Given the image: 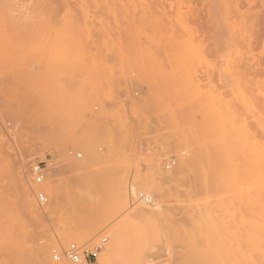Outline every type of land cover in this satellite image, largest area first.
<instances>
[{
  "label": "rangeland",
  "instance_id": "obj_1",
  "mask_svg": "<svg viewBox=\"0 0 264 264\" xmlns=\"http://www.w3.org/2000/svg\"><path fill=\"white\" fill-rule=\"evenodd\" d=\"M66 154L111 178L91 202ZM261 164L264 0H0V264H72L54 259L72 245L93 264H219L228 227L262 224Z\"/></svg>",
  "mask_w": 264,
  "mask_h": 264
},
{
  "label": "bare ground",
  "instance_id": "obj_2",
  "mask_svg": "<svg viewBox=\"0 0 264 264\" xmlns=\"http://www.w3.org/2000/svg\"><path fill=\"white\" fill-rule=\"evenodd\" d=\"M73 139L77 140L79 142L86 141V138H84L83 136H75ZM223 139H225V138L223 137ZM221 142H225V141L222 140ZM88 153H90V152L89 151L87 152V156H89ZM65 156H66V162L70 166L74 167L75 170H77L78 172L79 171L81 172V173L79 172V174H77L78 176H86L87 175V176L96 177V179L91 177L92 180L90 179L88 181H84V180L82 181L81 180V181L71 182V184H70L71 190L73 191V193H76L77 195H79L78 198H80V200L82 202H86V201L91 202L93 200V198L90 196H87V194L90 195L92 192L93 193L95 192L94 194H97L98 192L102 193L104 188L105 187L107 188L109 183H111L112 180L108 175L104 176L106 178H101V175L99 172L96 173V172H91V171L86 170V168L90 167L89 166V160L91 161V159H90L91 156L89 158L86 157L83 160H77V161L74 160L72 157H70L68 154H66ZM259 171L260 172H259L258 177H259V180L261 181V188H260V192H259V188H258V193H259V195L263 196L264 195V164L260 165ZM239 172L240 171L238 169H234L231 172V176L230 177L228 176V177L232 178L233 181L231 183H229V185L231 188H233L235 190L239 189V190L243 191L245 189V187L242 186V184H239L240 180H238L240 178L242 179L243 175H241V172L239 174ZM237 176H240V177H237ZM97 177H98V179H97ZM244 178H245V176H244ZM241 182L242 181H240V183ZM131 188H132V186H131ZM136 189L137 188H132V193L137 195V192H135ZM89 191H91V193H89ZM129 192H131V191H129ZM132 193H131V195H132ZM136 195H134V196L136 197ZM93 196H96V195H93ZM130 198H131V202H132V200L134 201V198H132V197H130ZM243 198H245L244 194H241V197H240L241 202H242ZM104 199L106 200V203L108 202L110 204L109 206H111L113 208H116L118 206L116 204L122 205V203L121 202L118 203V201L122 200L123 204L125 202L127 204L128 201H130V200H128V193L127 192H124L122 194V196H120V197H113V198L105 197ZM101 200H99V202ZM99 204L97 203V207L100 206ZM95 207H96V204H95ZM154 207H156L155 210H161L162 209V205H160V204H156ZM142 212H144V211L138 210L137 212H135L133 214V217L139 219L140 221L142 220L144 222L151 220V218H149L148 216L143 215ZM85 213H88V212L85 211ZM64 215H66V214H64ZM88 215H89V213L86 216H88ZM74 218H75V220L77 219V217H75V216H74ZM261 218H262V224L258 225V227L255 230H248L245 227H240V228L231 230L228 227V245H225L223 248L221 247L222 248L221 249L222 258H221L219 264H264V205H263L262 210H261ZM228 219H230L229 216H228ZM193 245L195 246V243ZM195 247L197 248L198 245H196ZM199 250H201V249H199ZM107 252L110 253L109 247L107 248ZM194 256H196V254ZM200 258L201 257H199V259ZM49 264H51V263H49Z\"/></svg>",
  "mask_w": 264,
  "mask_h": 264
},
{
  "label": "built area",
  "instance_id": "obj_3",
  "mask_svg": "<svg viewBox=\"0 0 264 264\" xmlns=\"http://www.w3.org/2000/svg\"><path fill=\"white\" fill-rule=\"evenodd\" d=\"M78 159L82 158L81 154L77 155ZM174 164L166 165V170H170V168ZM30 173L34 178V181L37 184H42L45 180V169H43L41 164L32 165L30 169ZM141 202H143L145 205L152 206L154 204V199L152 196L139 194L137 196ZM39 203L45 204L47 203L48 199L44 193H40L37 196ZM92 256H86V253L83 252V255L81 253V249L78 248L76 245H72L67 251H65L63 254H56L54 256L55 260H60L61 256H64L67 260H69L72 264H93L91 259H96L98 254L93 253Z\"/></svg>",
  "mask_w": 264,
  "mask_h": 264
}]
</instances>
